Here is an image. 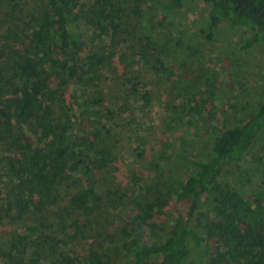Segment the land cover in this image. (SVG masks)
I'll use <instances>...</instances> for the list:
<instances>
[{
  "label": "trees",
  "instance_id": "1",
  "mask_svg": "<svg viewBox=\"0 0 264 264\" xmlns=\"http://www.w3.org/2000/svg\"><path fill=\"white\" fill-rule=\"evenodd\" d=\"M193 1L169 0L165 10ZM200 1L209 5L207 41L225 18L249 29L244 47L264 44V0ZM121 7L116 0H35L23 27L7 12L13 23L0 29V264H264V169L250 203L220 184L227 173L235 184L242 180L244 157L264 131V97L234 112L238 123L214 135L206 159L189 160V172L171 179L172 195L157 181L135 189L113 179V145L106 142L113 117L98 81L116 54L106 45ZM153 39L122 48L117 64L128 93L116 97L122 108L113 111L133 112L150 100L129 61L172 75L176 65L156 57L161 45ZM185 105H171L172 122L189 117ZM199 112L192 106L190 113ZM131 136L132 152L142 155L136 126ZM165 146L158 166L169 165ZM172 198L185 210L158 221Z\"/></svg>",
  "mask_w": 264,
  "mask_h": 264
},
{
  "label": "rangeland",
  "instance_id": "2",
  "mask_svg": "<svg viewBox=\"0 0 264 264\" xmlns=\"http://www.w3.org/2000/svg\"><path fill=\"white\" fill-rule=\"evenodd\" d=\"M116 1L122 6V19L110 44L106 45L108 48L115 45L116 54L102 70L98 81L106 110L113 117L110 120L111 135L106 139L108 146L113 145L111 158L115 170L111 175L121 185L129 184L135 189L140 188L141 181H157L162 194L172 195L171 179L189 172V160L206 159L214 135L238 123L234 119V112L264 97V44L244 47L243 41L249 35V29L243 24L233 25L225 18L219 20L207 41L202 30L207 23L209 5L200 0L186 2L182 7L172 10H165L169 0ZM34 6L35 0L0 2V22L5 21L0 29L8 25L9 11L13 21L23 27L28 12ZM8 22L13 23L12 20ZM147 35L161 45L156 57L176 67L171 69L172 75H165L155 73L143 61H129L130 72L145 83V88L150 91V100L147 105L133 112H114V108H122L121 101L116 100V97H127L129 86L121 79L117 64L121 56L125 57L122 48L125 45L140 46ZM100 46L101 42L98 44ZM127 51L125 48V53ZM72 87L70 85L67 89ZM183 100L186 104L184 111H189V117L184 113L186 117L176 124L172 122L175 108L171 105ZM192 106L200 110L199 115L190 113ZM187 119L189 122L186 124ZM167 121L173 124L169 129L165 125ZM134 126L140 131L139 143L144 141V152L139 156H135L131 150L134 146L131 136ZM161 143H166L163 151L164 158L169 161L167 170L159 169L167 166H158L161 162ZM263 169L264 131L253 139L244 157L242 180L235 184L233 173H227L228 177L221 178L220 184L223 188L229 186L240 190V196L250 203L248 197L254 186V178ZM134 177H138L139 181ZM168 200L163 209L164 214L159 216L158 221L165 220L174 209L182 212L186 208L182 202H173V198ZM205 239L212 247L213 240ZM222 243L219 242L220 251L224 248ZM193 261L197 263L196 258Z\"/></svg>",
  "mask_w": 264,
  "mask_h": 264
}]
</instances>
